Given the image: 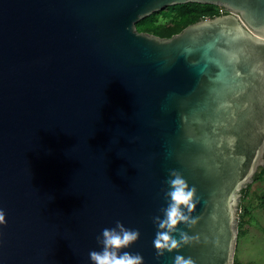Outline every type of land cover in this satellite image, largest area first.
Returning <instances> with one entry per match:
<instances>
[{
    "label": "water",
    "instance_id": "obj_1",
    "mask_svg": "<svg viewBox=\"0 0 264 264\" xmlns=\"http://www.w3.org/2000/svg\"><path fill=\"white\" fill-rule=\"evenodd\" d=\"M191 1L225 11L136 28ZM262 167L264 0H0V264H93L117 221L139 232L118 256L233 264ZM172 173L195 208L158 254Z\"/></svg>",
    "mask_w": 264,
    "mask_h": 264
},
{
    "label": "clouds",
    "instance_id": "obj_2",
    "mask_svg": "<svg viewBox=\"0 0 264 264\" xmlns=\"http://www.w3.org/2000/svg\"><path fill=\"white\" fill-rule=\"evenodd\" d=\"M174 179L169 181L171 191L166 195L170 198L171 203L164 210V219L157 217L159 228L156 238L153 241L154 247L160 254L161 250L167 249L172 251L179 247L176 240L172 239L169 233L175 229L178 223L187 220V217L182 214L181 206H185L191 212L195 205L192 203L195 189L187 190L185 181L176 173H172ZM4 213L0 211V224L4 223ZM119 229V231H117ZM139 236L137 230H126L123 225L117 221L115 228H105L102 231V240L98 241L103 245L102 251H91L89 253L90 260L93 264H141L142 258L137 255H132L124 252L122 255H117V250L128 247ZM184 242H187V237H182ZM175 264H193L191 259L185 260L181 256L175 258Z\"/></svg>",
    "mask_w": 264,
    "mask_h": 264
},
{
    "label": "trees",
    "instance_id": "obj_3",
    "mask_svg": "<svg viewBox=\"0 0 264 264\" xmlns=\"http://www.w3.org/2000/svg\"><path fill=\"white\" fill-rule=\"evenodd\" d=\"M223 7L210 3H200V2H186L182 4H172L166 6L165 8L154 11L151 14L139 19L136 22V28L140 31H145L158 35L161 37H169L174 33L182 30L186 25L201 19L206 16H214L221 12ZM264 171L262 167L259 172L254 176V180L260 178ZM248 188V187H247ZM247 188L242 189V195H245ZM250 213L249 209L245 207L242 210V217L246 219ZM240 222V221H239ZM247 221L239 223L238 237L245 233V226ZM233 264H242L241 261H237L234 257Z\"/></svg>",
    "mask_w": 264,
    "mask_h": 264
},
{
    "label": "rangeland",
    "instance_id": "obj_4",
    "mask_svg": "<svg viewBox=\"0 0 264 264\" xmlns=\"http://www.w3.org/2000/svg\"><path fill=\"white\" fill-rule=\"evenodd\" d=\"M246 188L247 191L242 196L238 210V228L242 220L247 221L246 231L243 235L237 236L234 257L242 264H264V234L259 237L250 235L253 231H258L260 234L264 232V171L260 178L253 179ZM245 207L250 213L246 219H243L242 210Z\"/></svg>",
    "mask_w": 264,
    "mask_h": 264
},
{
    "label": "crops",
    "instance_id": "obj_5",
    "mask_svg": "<svg viewBox=\"0 0 264 264\" xmlns=\"http://www.w3.org/2000/svg\"><path fill=\"white\" fill-rule=\"evenodd\" d=\"M251 214H252V211H251ZM252 215H253V214H252ZM262 227H263V226H262ZM262 230H263V229H262ZM262 230H261V231H262ZM250 232H252V231H250ZM262 233L264 234L263 231L261 232V234H260L258 231H253L252 233H250V235H252V236H258V237H259L260 235H262Z\"/></svg>",
    "mask_w": 264,
    "mask_h": 264
},
{
    "label": "built area",
    "instance_id": "obj_6",
    "mask_svg": "<svg viewBox=\"0 0 264 264\" xmlns=\"http://www.w3.org/2000/svg\"><path fill=\"white\" fill-rule=\"evenodd\" d=\"M221 12H223V9H221Z\"/></svg>",
    "mask_w": 264,
    "mask_h": 264
}]
</instances>
